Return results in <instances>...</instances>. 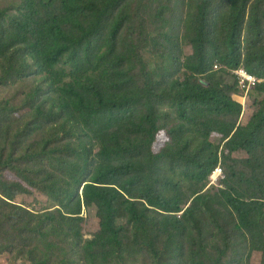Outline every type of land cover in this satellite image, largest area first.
Instances as JSON below:
<instances>
[{
  "label": "trees",
  "instance_id": "1",
  "mask_svg": "<svg viewBox=\"0 0 264 264\" xmlns=\"http://www.w3.org/2000/svg\"><path fill=\"white\" fill-rule=\"evenodd\" d=\"M31 76L0 98V254L264 264V0H11L0 93ZM234 93H255L244 122Z\"/></svg>",
  "mask_w": 264,
  "mask_h": 264
},
{
  "label": "rangeland",
  "instance_id": "2",
  "mask_svg": "<svg viewBox=\"0 0 264 264\" xmlns=\"http://www.w3.org/2000/svg\"><path fill=\"white\" fill-rule=\"evenodd\" d=\"M11 0H0V6H5L8 5L9 2ZM14 1V0H12ZM151 61H154L156 58V56H149ZM218 68V67H217ZM221 78L224 79L226 82H231L233 80V73L229 72V74L226 73H222L221 74ZM31 84H34V77H28L22 81H18L15 83V85L13 86H7L5 88L2 89L1 93H0V98H11L13 97V102L15 104H17V106L21 105V99L23 97L22 94V90L27 89ZM19 90V94H15L17 91ZM245 93V92H244ZM260 94H257V96H259ZM233 99L237 100L243 107L241 115H240V121L244 122L249 118V115L251 113V111L253 110V101L255 98V93H248V96L245 97H240L238 96V94H232ZM162 121V119L160 120ZM221 169V167H220ZM212 176V178H211ZM224 177V173L221 169L220 174L216 177L214 174H210V176L208 177V185H221L220 182L218 183V180L220 178ZM42 199L40 198H35L34 196H26L24 194L18 195L14 198V202L22 205V206H27V207H38V202H41ZM94 215H95V207H88V208H84L82 209V216L84 217L85 220V226H84V230H85V236L88 237L89 234V230H91L93 228L94 225ZM0 264H26L24 260L17 258L15 253H9V252H5L3 254H0Z\"/></svg>",
  "mask_w": 264,
  "mask_h": 264
},
{
  "label": "built area",
  "instance_id": "3",
  "mask_svg": "<svg viewBox=\"0 0 264 264\" xmlns=\"http://www.w3.org/2000/svg\"><path fill=\"white\" fill-rule=\"evenodd\" d=\"M214 68H217V65H213ZM232 73L235 75V79L237 80L238 86L244 92H247L249 88L253 87L259 80L253 75L249 74L244 68L237 67L232 70ZM221 169L219 166H216L212 170V174L216 177L220 174ZM212 178V176H211Z\"/></svg>",
  "mask_w": 264,
  "mask_h": 264
}]
</instances>
